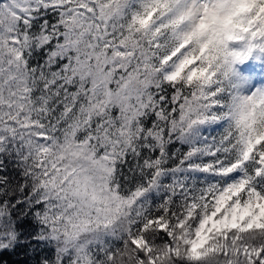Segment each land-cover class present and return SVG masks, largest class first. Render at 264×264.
<instances>
[{
  "label": "snow or ice",
  "instance_id": "obj_1",
  "mask_svg": "<svg viewBox=\"0 0 264 264\" xmlns=\"http://www.w3.org/2000/svg\"><path fill=\"white\" fill-rule=\"evenodd\" d=\"M253 52L264 0H0V264H264Z\"/></svg>",
  "mask_w": 264,
  "mask_h": 264
},
{
  "label": "trees",
  "instance_id": "obj_2",
  "mask_svg": "<svg viewBox=\"0 0 264 264\" xmlns=\"http://www.w3.org/2000/svg\"><path fill=\"white\" fill-rule=\"evenodd\" d=\"M240 66L246 67L242 69ZM247 67H251L253 69L247 70ZM234 69L238 75L239 81L242 82V90H246L251 85L250 80L253 83L252 90L257 87L264 86V53H260L258 55L256 52H253L247 60L237 62L234 65ZM256 78L259 79L256 80ZM203 131L205 134L216 136L220 131H222V124L206 126ZM184 150H186V148ZM43 254L51 255L47 249H45L43 252L38 251L37 253H32L30 250L27 253L23 250H17V252L13 254L5 253L3 260L6 262V264H35L39 256Z\"/></svg>",
  "mask_w": 264,
  "mask_h": 264
},
{
  "label": "rangeland",
  "instance_id": "obj_3",
  "mask_svg": "<svg viewBox=\"0 0 264 264\" xmlns=\"http://www.w3.org/2000/svg\"><path fill=\"white\" fill-rule=\"evenodd\" d=\"M240 67H242V69H243V68H245L246 66H240ZM246 69H247V70H248V69H249V70H250V69L252 70L253 68H251V67H247ZM258 79H259V78H256V80H258ZM250 82H251V83H250L251 85H250L246 90L243 89L244 92H245L246 94H247L248 92L252 91V85H253V83H252L251 80H250ZM261 87H264V86H261ZM244 88H245V87H244Z\"/></svg>",
  "mask_w": 264,
  "mask_h": 264
},
{
  "label": "clouds",
  "instance_id": "obj_4",
  "mask_svg": "<svg viewBox=\"0 0 264 264\" xmlns=\"http://www.w3.org/2000/svg\"><path fill=\"white\" fill-rule=\"evenodd\" d=\"M240 82V81H239ZM240 83H242V82H240Z\"/></svg>",
  "mask_w": 264,
  "mask_h": 264
}]
</instances>
